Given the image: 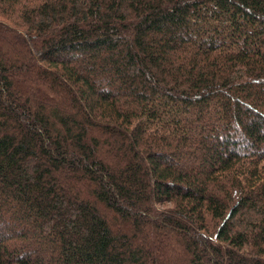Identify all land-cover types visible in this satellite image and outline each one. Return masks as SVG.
<instances>
[{
	"label": "trees",
	"instance_id": "16d2710c",
	"mask_svg": "<svg viewBox=\"0 0 264 264\" xmlns=\"http://www.w3.org/2000/svg\"><path fill=\"white\" fill-rule=\"evenodd\" d=\"M0 264H264V0H0Z\"/></svg>",
	"mask_w": 264,
	"mask_h": 264
}]
</instances>
